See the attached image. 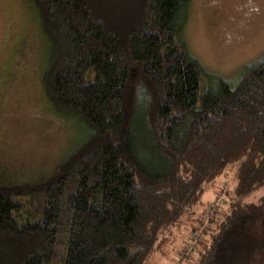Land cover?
I'll use <instances>...</instances> for the list:
<instances>
[{
  "label": "trees",
  "instance_id": "obj_1",
  "mask_svg": "<svg viewBox=\"0 0 264 264\" xmlns=\"http://www.w3.org/2000/svg\"><path fill=\"white\" fill-rule=\"evenodd\" d=\"M24 2L46 104L82 132L34 180L0 171V264H152L228 171L233 199L193 264H254L264 194L242 199L264 184V57L233 84L209 76L184 41L190 0Z\"/></svg>",
  "mask_w": 264,
  "mask_h": 264
},
{
  "label": "rangeland",
  "instance_id": "obj_2",
  "mask_svg": "<svg viewBox=\"0 0 264 264\" xmlns=\"http://www.w3.org/2000/svg\"><path fill=\"white\" fill-rule=\"evenodd\" d=\"M33 15L24 0H0V171L20 182L49 171L82 132L77 119L55 116L46 104L38 75L45 53L38 52ZM183 37L209 76L233 84L243 65L264 57V0H190ZM215 185L216 194L208 188L203 203L166 235L152 264L199 259L216 231L214 220L233 199V173ZM263 194L264 184L242 200L253 202ZM253 263L264 264V249Z\"/></svg>",
  "mask_w": 264,
  "mask_h": 264
},
{
  "label": "built area",
  "instance_id": "obj_3",
  "mask_svg": "<svg viewBox=\"0 0 264 264\" xmlns=\"http://www.w3.org/2000/svg\"><path fill=\"white\" fill-rule=\"evenodd\" d=\"M213 207V206H212Z\"/></svg>",
  "mask_w": 264,
  "mask_h": 264
}]
</instances>
